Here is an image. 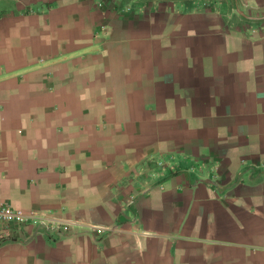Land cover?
Instances as JSON below:
<instances>
[{
    "label": "crops",
    "instance_id": "crops-1",
    "mask_svg": "<svg viewBox=\"0 0 264 264\" xmlns=\"http://www.w3.org/2000/svg\"><path fill=\"white\" fill-rule=\"evenodd\" d=\"M0 264H264V0H0Z\"/></svg>",
    "mask_w": 264,
    "mask_h": 264
},
{
    "label": "built area",
    "instance_id": "built-area-1",
    "mask_svg": "<svg viewBox=\"0 0 264 264\" xmlns=\"http://www.w3.org/2000/svg\"><path fill=\"white\" fill-rule=\"evenodd\" d=\"M30 225L56 231L67 228V225H64V223L49 220L35 214L28 215L21 210L14 209L8 203L0 202V245L12 239V232L15 228Z\"/></svg>",
    "mask_w": 264,
    "mask_h": 264
}]
</instances>
